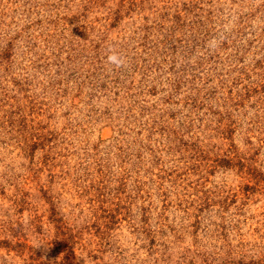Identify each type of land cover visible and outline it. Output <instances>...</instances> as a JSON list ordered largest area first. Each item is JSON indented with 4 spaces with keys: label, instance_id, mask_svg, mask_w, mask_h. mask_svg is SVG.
<instances>
[{
    "label": "rangeland",
    "instance_id": "374dc122",
    "mask_svg": "<svg viewBox=\"0 0 264 264\" xmlns=\"http://www.w3.org/2000/svg\"><path fill=\"white\" fill-rule=\"evenodd\" d=\"M81 1L0 0L1 34L13 37L29 19L38 22L27 31L38 37L32 51L21 49L12 66L0 68V242L5 236L23 235L38 255L37 264H61L64 252L54 243L58 235L52 218L62 219L71 234L78 232V244L72 248L77 264H186L190 260L202 264L203 259L212 264H264V194L257 186H246L247 176L235 168L210 163L203 171H170L183 161L175 152L183 148L171 150L158 130L162 115L158 95L148 100L158 105V110L150 111L160 122L152 129L153 117L143 114L136 135L129 137L136 142L132 154L128 151L126 157H118L121 145L117 147L113 137L119 122L104 114L108 108L110 112L116 109L111 102L117 96L113 92L94 95L86 87L78 94L76 87L82 81L81 85L87 84L85 73L75 83L70 72V18L81 11ZM189 1L178 0L172 9L187 12ZM224 1L202 0L200 4L224 9L229 0ZM109 7L113 0L86 15L85 23L101 20L92 22L91 33L85 29L79 45L112 44L114 52L121 37L143 23L139 18L151 17L161 4L149 0L141 16L133 13L103 36L96 31ZM104 37L108 41H102ZM19 107L26 108L18 111ZM170 113H175L177 121L186 115L194 120L199 117L201 121L194 126L199 139L210 137L204 129L218 119L204 110L196 116L193 111L189 114L181 105L172 107ZM229 124V139L211 133L206 157L218 160L237 150L247 153L257 171L264 173V102L245 103L233 112ZM29 127L39 128L47 140L43 151L23 157L17 140L28 135ZM23 201L22 207L17 206ZM110 209L118 224L97 233L93 227L101 225L97 215ZM147 231L155 237L150 253L145 246ZM12 246L0 247V264H32L30 253Z\"/></svg>",
    "mask_w": 264,
    "mask_h": 264
},
{
    "label": "trees",
    "instance_id": "16d2710c",
    "mask_svg": "<svg viewBox=\"0 0 264 264\" xmlns=\"http://www.w3.org/2000/svg\"><path fill=\"white\" fill-rule=\"evenodd\" d=\"M105 1L83 0L79 7L80 13L70 18V72L75 83L85 73L87 84L81 85L85 82L82 81L80 87H76L78 94L82 92V87H86L94 95L107 96L113 92V95L117 96L116 100L111 102V106L114 104L116 109L110 112L108 108L104 114H107L106 118L119 122L114 131L117 136L113 137L115 145H121L118 157H126L128 151L132 154L131 147L136 142L129 137L131 134L136 135L139 118L147 113L153 117L150 128H155L152 126L161 121L158 130L165 135L171 150L176 146L183 148L182 151H175L184 158L183 161H178L179 167H172L170 171H194L198 168L203 171L211 167L210 163L221 168H235L247 176L246 186H257L264 194V173L257 171L251 163V158L246 156L247 153L234 150L218 160H213L206 157L205 151L212 132L226 136L225 139L231 137L232 128L229 122L236 109L242 108L249 101L256 104L264 102V0H260V3L259 0H256V3L252 2L255 0H229V7L224 9L218 7L219 5L203 7L200 4L202 0H191L185 5L187 12L172 9L177 8L178 0H159L161 7L155 10L156 13L151 17L139 18L143 23L131 29L128 36L124 34L120 39L121 43L114 48V52L123 59L121 67L107 62V56L113 51L110 48L112 44L107 46L91 42V48L79 45L78 39L85 35L86 30H89V33L93 31L92 22L98 23L101 20L94 18L93 21L85 23L86 15L93 13L95 9V12H98ZM246 1L251 4L244 7L242 4ZM148 2L149 0H113V7L105 8L106 15L102 18L104 22L99 24L96 32L106 36L133 13L137 17L141 16ZM257 3L259 4L256 5ZM244 8L246 11H243ZM259 23L262 26H259ZM37 24L38 22L29 19L27 25L13 37L0 33V68L3 65L12 66L22 53L21 49L26 53L32 51L34 40L38 37H33L27 31ZM21 40L23 43H18ZM30 64L34 65V62ZM27 65L29 66V63ZM26 84L29 85L28 80ZM88 95L94 96L92 93ZM157 95L159 99L156 103L161 102L160 121L154 120L153 113L158 105L150 104L148 100L151 97L157 98ZM219 101L220 104L216 107L218 111H214L213 106ZM178 105L188 113L193 111L195 116L200 110L209 113L210 118L217 115L218 119L215 122L212 120L213 127L206 126L204 129L210 137L199 139L201 134L197 135L194 131L195 124L201 121L199 117L194 120L190 115H186L183 121L175 120L176 115L170 113V109ZM20 108L18 111H23L26 107ZM150 108L153 111H150ZM112 114L117 117H110ZM20 123L24 125V120ZM26 131L28 135L22 140H17L19 153L28 157L37 150L43 151L47 139L40 133L39 128L29 127ZM97 202L100 204L99 200ZM24 203L20 202L17 206L22 207ZM95 209L101 211L100 207ZM95 214L97 215V212ZM97 216L98 220H101V225H93L97 233L108 232L118 224L111 209ZM50 220L58 235L54 243L64 252L61 264H77L72 248L78 244V232L71 234L62 219ZM145 236L146 252L150 253L155 246V237L151 231H147ZM24 237L16 234L5 236L0 245L6 248L13 244L12 248L18 252L30 253L32 264H37L38 255L28 246ZM165 254V251L161 252L160 259ZM258 263L261 262H256ZM186 264L194 263L190 260ZM202 264H212V261L203 259ZM225 264L234 263L226 261Z\"/></svg>",
    "mask_w": 264,
    "mask_h": 264
},
{
    "label": "clouds",
    "instance_id": "9594fccd",
    "mask_svg": "<svg viewBox=\"0 0 264 264\" xmlns=\"http://www.w3.org/2000/svg\"><path fill=\"white\" fill-rule=\"evenodd\" d=\"M106 59L109 64L115 65L116 67H121L123 65V59L115 52L109 54Z\"/></svg>",
    "mask_w": 264,
    "mask_h": 264
}]
</instances>
